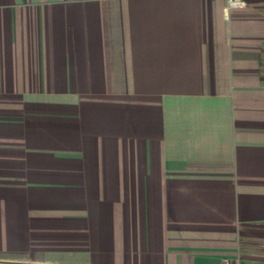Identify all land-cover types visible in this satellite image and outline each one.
<instances>
[{
    "label": "crops",
    "instance_id": "crops-1",
    "mask_svg": "<svg viewBox=\"0 0 264 264\" xmlns=\"http://www.w3.org/2000/svg\"><path fill=\"white\" fill-rule=\"evenodd\" d=\"M0 0V264H264V0Z\"/></svg>",
    "mask_w": 264,
    "mask_h": 264
},
{
    "label": "built area",
    "instance_id": "built-area-1",
    "mask_svg": "<svg viewBox=\"0 0 264 264\" xmlns=\"http://www.w3.org/2000/svg\"><path fill=\"white\" fill-rule=\"evenodd\" d=\"M228 1V4L230 6H234V5H240L243 3V1H240V0H227ZM224 264H231V260L230 259H225V262Z\"/></svg>",
    "mask_w": 264,
    "mask_h": 264
}]
</instances>
